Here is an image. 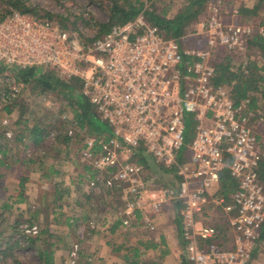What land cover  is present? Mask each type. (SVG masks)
I'll return each mask as SVG.
<instances>
[{
    "label": "built area",
    "instance_id": "built-area-1",
    "mask_svg": "<svg viewBox=\"0 0 264 264\" xmlns=\"http://www.w3.org/2000/svg\"><path fill=\"white\" fill-rule=\"evenodd\" d=\"M201 28L206 48L181 52L185 37H167L144 14L88 38L56 22L12 11L0 14V70L3 65L8 70L42 67L53 69L65 82L80 79L81 94L112 132L109 139L88 138L82 149L103 188L128 189L141 214H160L171 201L182 204V239L190 263L249 264L264 226L263 153L256 125L264 110L254 113L246 104L236 105L216 85L219 74L212 61L217 47L244 53L255 34L216 18ZM5 75L13 81L1 91L0 109L25 88L16 75ZM192 121L197 123L196 138L188 144ZM141 156L172 177L176 188L154 187L158 181L146 176L150 165L141 164ZM226 171L237 183L229 199L220 194ZM213 204L228 218L224 232L203 223ZM130 220L124 224L130 226ZM147 225L155 230L152 223ZM20 232L40 233L35 225L21 226ZM80 251L79 244L72 247L70 264L78 263Z\"/></svg>",
    "mask_w": 264,
    "mask_h": 264
},
{
    "label": "rangeland",
    "instance_id": "rangeland-1",
    "mask_svg": "<svg viewBox=\"0 0 264 264\" xmlns=\"http://www.w3.org/2000/svg\"><path fill=\"white\" fill-rule=\"evenodd\" d=\"M27 1L30 4L42 8L44 11L54 14L57 16V20L61 17L69 18L70 23H79L84 20L89 26L84 28L82 24H79V28L88 38H94L98 35L101 24L109 23L111 7L113 5L112 0ZM186 2L187 0H150L149 3L145 1L148 6L153 4L155 5L153 8L160 11H164L167 8L169 18H174L179 11L185 7ZM258 3L259 0H208L204 9L198 15V21L194 22L193 28L191 30L189 29L182 44L180 43V51L182 52L185 48H206L207 36L201 33L202 28H198V24L199 22L200 25L207 24L212 18H216L227 25H236L246 29L250 28L255 34L246 44L244 54L238 52L239 50L235 51L240 53V56L238 57L239 59L235 57L232 58V71L237 72L239 66H242V70H244L249 59L256 63L259 69H263L264 71L263 51L261 52L259 49L252 50L249 45V42L257 35L264 38V4L259 14L253 16L240 15V11L244 8L253 9ZM7 9L6 0H0V14L4 15ZM256 50L257 53H255ZM225 51V48L217 47L214 53V62L220 63V56H222L221 58L223 59L225 55L222 54H225ZM2 67L6 69L0 74V77L2 75L3 81H0V94L3 87L10 86L13 81L12 78L6 81L4 78L6 76L5 74L15 76L14 70L17 69L13 68L12 70H8L5 65ZM46 70H50V68H44V71ZM263 71L262 75L264 77ZM223 88L233 96V90L230 85H223ZM15 102H20L22 108L17 106L11 113L6 111L7 108L0 109V130L1 132L4 131L6 136V139L3 140V133H0V146L5 147L7 151L6 158L3 160L4 166L0 170V174H2L0 176V232L4 233L3 238L14 237L15 240H19L22 244L26 240V236L20 232L21 226L35 225L38 227L40 233L48 229L45 239L49 238L48 236H55L57 238L62 237L59 232L68 230L67 232L69 233L65 235V241L67 243L73 241L71 232L78 229L80 225H78L76 221L68 220L69 210L66 205L67 202H69L70 205L72 204L73 209H80L81 206H84V211L89 213L91 208H93L90 214L94 218L89 223V226L93 229H99L100 226L103 225L104 222L102 220H105L106 217L109 218L108 212L114 214L117 218L121 217L123 220L120 219L123 222L130 217L131 225L125 227L128 229L137 226L141 227L142 231H149L150 229L147 223L150 222L154 224V226L156 225L154 220H152L153 216L151 214L154 213H151V211L153 210H145L139 217V214L131 204L132 201L128 189H125V192L124 189H118L116 191L113 190V194L108 193L104 198L113 203L111 206L102 200L104 198H101V196L107 189L103 188L102 183L99 181V174L92 169L94 174L84 169V166L91 168V165L88 161L84 160L82 155V149L85 146L86 140L88 138H97V136L93 137L90 135L89 128L83 130L71 129V121L73 120L72 110L68 105V101L62 97L59 91L48 93L46 100H44L43 95L38 94L37 90L33 89V86L25 84L22 94L16 100L12 101L9 106H12ZM244 104L248 106V103ZM261 107L262 110H264V106L262 105ZM22 109L25 110L23 113V120H28L27 126L23 125V121L20 125L17 123ZM262 117H264V114ZM34 124L47 127L48 129V133L44 135L46 136L45 143L40 145L42 146L41 148L37 146V149H33L29 146L31 145L29 137L23 138L22 142H17L15 137L16 133H19V130L22 132L24 131V134H29L25 128L31 129ZM196 125L197 123L195 121L189 124L188 132L190 134H188V144L192 143L196 138ZM256 125L258 131L259 129L264 131V118L256 121ZM71 130L72 135L70 134ZM66 136H72L71 138H73V140L70 144L65 142ZM261 137L262 139L260 140L264 146V137L262 135ZM184 151L188 154L190 153L188 148H185ZM263 152L264 149L262 148V153ZM31 157H34L37 163L24 164V162L30 160ZM148 163L150 166L147 169L146 176L148 175L149 177L156 178L158 181L157 184H153L154 187L176 188L177 184L172 182V177L167 176V173H165L162 168L150 162ZM49 170H52L54 174L50 177H44L47 173H50ZM85 175L86 177L84 178ZM22 177H26L28 180L24 188L20 185ZM56 189L58 190L57 192ZM20 192H23L25 196V202L23 203H20L18 200ZM60 193H65L63 196L64 201L62 199L55 203L56 196L60 195ZM87 194L96 195L94 197L92 196L90 202L92 204L89 206V197H87ZM127 198H129V200ZM79 203H82V205H79ZM103 203L105 204L102 205ZM48 204L55 206L53 207V211L57 217V221L51 222L49 220V212L52 211V209L49 210ZM21 207L25 209L22 210ZM109 208L115 209V212L113 209L110 211L107 210ZM128 211L132 212L128 214ZM161 212L162 218L172 220L174 225L179 223V212L177 211L175 202L171 201L167 203ZM207 212L206 220H203V223H207V225H221V227L224 226L227 228L228 218L218 206L213 204ZM80 213L82 214V212ZM159 215L160 214L157 213V217ZM76 237L78 238L79 236L76 235ZM79 239L80 238H78V241L74 242L72 247L75 244H79L81 248V240L79 241ZM12 253L14 257L18 258L21 264H42L39 251L34 247L30 249L27 247L16 248ZM259 254V251L256 249L253 256L256 255V258ZM14 260L13 257H10L8 259V264H13Z\"/></svg>",
    "mask_w": 264,
    "mask_h": 264
},
{
    "label": "trees",
    "instance_id": "trees-1",
    "mask_svg": "<svg viewBox=\"0 0 264 264\" xmlns=\"http://www.w3.org/2000/svg\"><path fill=\"white\" fill-rule=\"evenodd\" d=\"M146 2H150V0H112L113 5L111 7V16L109 23L101 24L98 37L103 36L107 34L113 25L115 24H125L127 22L135 20L140 14H144L147 21L160 28V30L169 38L181 40L184 38L187 33L189 32V29L191 30L193 27L194 22L198 21V15L202 12L204 9L205 4L208 2V0H187L185 7L179 11V13L174 18H169V13L167 11V8L164 11H160L158 9H154L153 7L155 5L148 6ZM264 4V0H259V3L255 8L248 9L244 8L242 11H240V15L242 16H253L256 14H259L260 9L262 8ZM6 5L8 9L5 11L4 15L10 14L12 11H19L22 13L30 14L35 17H38L40 19H45L50 22H56L57 16L54 14L44 11L42 8L35 6L34 4H30L27 0H6ZM152 8V9H151ZM61 28L65 31H81L79 28V24H82V26L85 28L86 26H89L87 22L84 20L82 22H74L70 23L69 18L61 17L58 18L57 22ZM72 26V27H71ZM83 34V32H82ZM97 37V38H98ZM89 41H92L93 39H88ZM250 48L252 50L259 49L261 52L263 51V57H264V38L260 35H257L254 39H252L249 42ZM257 53V50L256 52ZM244 54V53H242ZM224 58L222 59L220 56V63H217L215 60V56L213 57L212 63L217 67L218 77L216 79V85L223 86V85H230L233 90V99L236 103V105L248 103L247 110L250 112L256 113L258 109L261 108V104L264 106V77L262 75L263 69H259L256 63H254L252 60L249 59L246 67L244 70H242V66H239V69L237 72H233V63L232 58H238L240 56V53H237L233 50H226ZM248 56V55H247ZM239 59V58H238ZM6 68L2 67L0 70V74L4 72ZM16 78L19 82H22L26 85L33 86V89L37 90L38 94H42L43 96H48V93H55L60 92L62 97L68 101V105L70 109L72 110L73 114V120L72 122V128L71 129H86L89 128V134L93 137L97 138H106L109 139L112 132L104 121L98 116L95 108L90 103V101L81 94V88L82 83L80 79H73L71 82H65L62 79H60L56 72L52 69L44 71V68L42 67H35L30 69H20L17 68L14 70ZM264 72V71H263ZM17 106L19 108H22V105L20 102H15L12 106L7 107L6 111L11 113L13 109H15ZM24 107V106H23ZM25 110L22 109L21 114H19L18 117V125L21 124L23 121L24 124H28V120L24 119V113ZM256 119H259V117H256ZM17 126V125H16ZM25 130L29 134H24L25 132L19 130V133H16V141L22 142L23 138L29 137L31 141V145H29L33 149L41 148L42 144L46 141V133H48L47 127H41L37 124H34L31 129L25 128ZM0 133H3V140L6 139L5 132L0 130ZM190 134V133H189ZM72 137V136H71ZM69 136L65 137V142L67 144H70V142L73 140ZM261 139V138H260ZM5 145V144H3ZM5 147L0 146V170L4 166L3 160L6 158L7 151ZM264 156V154H263ZM24 161V160H23ZM27 161V162H26ZM24 162L28 164H36L37 160L34 157H31L30 160H26ZM139 162L143 165H148V159L144 156L140 157ZM84 169L86 171H90L91 174H94L92 172L91 168L84 166ZM50 173H47L44 177H50L54 174L52 170H49ZM56 174V172H55ZM2 174H0L1 176ZM260 180L264 184V157H262V162L260 166L259 171ZM1 180V178H0ZM27 178L22 177L21 179V187H25V184L27 183ZM237 189V183L234 181V179L231 178L229 171H226L222 176V191L221 195L226 197V199H229L231 195L235 193ZM113 190H118L117 188L107 190L103 192L101 198L106 197L108 193L113 194ZM58 190L56 189V192ZM65 193H60V195L56 196V201L63 199V196ZM89 197L92 198V196H96L94 194L89 195ZM18 200L20 203L25 202V196L23 192L19 193ZM106 198L102 199L104 202ZM109 199V198H108ZM101 204V203H100ZM103 203L102 205H104ZM177 206V211L179 212V224L182 225V204L175 202ZM139 214L140 212L136 211ZM142 215V214H141ZM118 226L126 227L124 225V222L120 220ZM264 228V226H263ZM263 228L261 230L260 236L256 243V249H258V243L261 240ZM223 229V228H222ZM221 229V230H222ZM48 229L43 230V232L39 233L36 236L26 235V240L24 243H20L19 240H15L14 237L10 238H3L4 233L0 232V264H8V259L10 257H13L14 263L13 264H19L20 261L17 257H14L13 250L16 248H25L28 249L34 247L39 251V256L43 260V264H52L53 263V249L56 247L60 240L56 238L55 236H48L49 238L45 239V235L47 234ZM224 232V230H223ZM20 233V232H19ZM18 234V233H17ZM3 239V240H2ZM53 239V240H52ZM63 243L59 244L62 245ZM186 249V245H185ZM12 254V255H11ZM81 255V251L79 253ZM137 257V255H135ZM254 257V256H253ZM252 257V258H253ZM254 259V258H253ZM21 264V263H20ZM130 264H137L134 263V261H131ZM251 264V262L249 263Z\"/></svg>",
    "mask_w": 264,
    "mask_h": 264
},
{
    "label": "crops",
    "instance_id": "crops-1",
    "mask_svg": "<svg viewBox=\"0 0 264 264\" xmlns=\"http://www.w3.org/2000/svg\"><path fill=\"white\" fill-rule=\"evenodd\" d=\"M198 28H201L200 22ZM259 132L264 137V131L259 129ZM261 135L260 138L262 139ZM262 148L264 149L263 144ZM88 200L89 206L92 204L90 203L92 198L89 197ZM106 202L110 206L113 204L110 200H106ZM67 203L66 205L69 210L68 220L76 221L80 226L78 227L79 230L72 229L71 236L73 241L69 243L65 241V235L69 233L67 232L68 230L59 232L62 235V237L58 238L60 240L59 244H63H58L54 247L52 264H70L72 245L78 241V238H80L79 241L81 240V255H79L77 264H130L131 261L137 264H192L187 260L185 243L182 239V225L179 223L174 225L172 220L162 218V212L157 217V214L151 211V213H154L151 214L153 216L152 220L156 224L154 231H142V228L137 226H134L132 229L118 226L122 218L120 216L118 217L121 219L117 218L114 214H110V212H108L109 218L106 217L105 220H102L104 222L103 225L99 229H93L89 226L90 221L94 218L90 214L93 208H91L89 213L84 211V206H81L80 209H73L72 204ZM79 205H82V203H79ZM23 207H21L22 210L25 209ZM53 207L55 206L48 204L49 210L52 209L49 212V220L51 222L57 221ZM71 209L73 210L70 211ZM112 209L109 208L107 210L110 211ZM113 210L115 212V209ZM210 225L218 227L219 229L223 228L222 232L226 230L221 225ZM76 235L79 237L77 238ZM257 246L260 254L256 258L255 255L252 261L253 263H251L264 264V228L261 240Z\"/></svg>",
    "mask_w": 264,
    "mask_h": 264
}]
</instances>
